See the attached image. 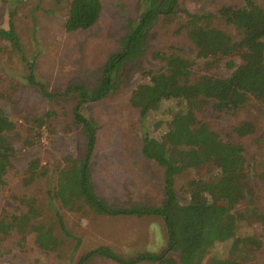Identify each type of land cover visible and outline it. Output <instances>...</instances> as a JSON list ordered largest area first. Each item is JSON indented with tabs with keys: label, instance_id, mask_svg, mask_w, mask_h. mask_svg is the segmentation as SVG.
<instances>
[{
	"label": "rangeland",
	"instance_id": "obj_1",
	"mask_svg": "<svg viewBox=\"0 0 264 264\" xmlns=\"http://www.w3.org/2000/svg\"><path fill=\"white\" fill-rule=\"evenodd\" d=\"M70 1L0 0V27L8 26L9 12L14 10L12 20L21 42L22 55L34 57L35 75L51 92H61L69 85L80 83L92 87L100 68L112 52L121 48L122 37L129 30V25L138 20L145 7L143 0H100V16L93 26L67 32L64 22ZM243 1L178 0V3L180 9L214 13L213 25L237 40L240 36L238 31L219 17L217 10L222 6H241ZM254 1L264 7V0ZM181 22H184V17L180 12L161 16L151 27L147 53L123 66L121 87L82 108V113L98 124L97 146L93 154L94 184L97 192L114 204L144 202L159 205L164 200L163 170L156 162L143 156L142 137L144 130L150 136L160 137L166 131V124L158 120H164L165 112L176 108L177 104L171 101L163 103L142 124L128 98L134 86L145 80L142 71L162 68V62L151 58L153 51L195 56L193 43L179 30ZM235 62L240 60L236 58ZM192 70L193 76L206 73L223 77L230 74L214 57L196 58ZM26 74L21 53L0 39V107L15 122V129L10 134L12 167L0 186L2 214L25 211L28 198L33 199L44 214L55 210L58 204L51 203L46 195V178H36L28 173V164L38 160L40 165H46L52 170V180L55 170L63 163V157L66 154L79 157L83 149L77 135L78 125L72 116L76 95L71 93L47 99L36 87L25 82ZM47 111H52L53 115L37 138L34 120ZM200 116L222 138H227L225 136L231 133L232 127L242 120L254 124L252 134L235 140L234 135L228 139L233 138L243 147L242 154H236L234 161L245 160L249 171L248 186L261 214L259 218L248 216L237 225L235 237L246 239V245L237 247L235 237L215 243L208 249L203 264H209L213 257H238L250 264L261 262L264 260V185L257 174L264 169V105L247 99L245 106L231 113L214 111L207 104ZM169 154L173 171L178 174V186L192 176L210 178L211 181L218 178L220 169L213 161H207L210 154L201 148L196 137H178ZM213 157L219 158V152ZM204 158L205 162L199 167L190 168L194 160L198 162ZM178 190L179 197L185 200L186 193ZM240 208H245V203ZM59 209L66 228L76 239L63 238L58 251L43 252L34 247L35 235H31L24 245L10 237L0 248V264H76L82 253L99 245H107L126 256L146 250L157 252L165 244L164 224L157 216L110 217ZM175 261L174 254L165 263L174 264ZM87 264L117 263L95 257Z\"/></svg>",
	"mask_w": 264,
	"mask_h": 264
},
{
	"label": "trees",
	"instance_id": "obj_2",
	"mask_svg": "<svg viewBox=\"0 0 264 264\" xmlns=\"http://www.w3.org/2000/svg\"><path fill=\"white\" fill-rule=\"evenodd\" d=\"M143 2V12L135 23L129 25V30L122 37L121 48L108 56L92 87L80 83L69 85L61 92L49 91L35 75L34 57L22 55L21 42L12 20L14 10L9 12L8 26L0 27V39L21 53L27 69L24 80L28 85L36 87L47 99L71 93L76 95L72 116L78 125L82 154L79 157L66 154L52 180V170L46 165H40L38 160L28 164V173L36 178H46L48 200L69 212L82 215L90 212L110 217L157 216L164 224L165 244L157 252L146 250L125 256L107 245H99L82 253L76 264H87L95 257L117 264H166L165 261L173 258L174 254V264H203L210 247L235 237L240 221L248 216L259 218L261 215L248 186L249 171L245 160L234 161L236 154L243 152L242 145L234 140L252 134L254 124L242 120L232 127L231 133L225 136L227 138H222L210 128L200 112L209 104L214 111L234 113L245 106L247 99L264 105V7L254 0H244L241 6H222L217 10V15L238 31L240 36L234 40L213 25L214 13L180 9L178 0ZM101 7L100 0H71L64 22L65 30L72 32L90 28L98 20ZM179 12L184 17L179 30L193 43L195 56L153 51L151 58L162 62V68L142 71L145 80L134 86L128 98L142 124L163 103L171 101L177 104L176 108L165 112L167 116L164 120H158L166 124V131L160 137L150 136L146 130L142 137L143 156L156 162L163 170L164 200L159 205L144 202L114 204L96 190L93 154L97 146L98 124L86 117L82 108L86 103L99 101L118 90L122 85L123 66L147 53L146 44L154 23L161 16ZM209 57L222 62L230 74L223 77L206 73L193 76L196 58ZM236 58L240 60L239 63L235 62ZM52 115V111H47L34 120L38 129L35 132L37 138ZM14 129L15 122L0 107V186L12 167L10 134ZM178 137H196L200 140L201 148L210 154L207 161H213L220 169L217 179L211 181L210 178L192 176L180 186L177 185L178 174L173 171L169 149ZM231 137L234 140L228 139ZM216 152H219V158L213 157ZM205 160H194L190 168L199 167ZM257 176L264 185V169ZM177 188L186 193L185 200L179 197ZM244 203L245 208L241 209ZM58 206L44 214L35 201L28 198L25 200V211L19 214L0 212V248L10 237L18 240L19 245H24L31 235H35L37 241L34 247L43 252H52L58 251L63 238L76 239L66 228ZM234 241L237 247L247 244L244 238L235 237ZM209 264L250 263L238 257H213ZM253 264H264V260Z\"/></svg>",
	"mask_w": 264,
	"mask_h": 264
}]
</instances>
